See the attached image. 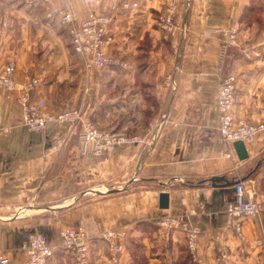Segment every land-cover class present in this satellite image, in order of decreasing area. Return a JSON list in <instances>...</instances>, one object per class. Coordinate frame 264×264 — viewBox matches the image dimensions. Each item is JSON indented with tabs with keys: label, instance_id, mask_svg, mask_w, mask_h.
<instances>
[{
	"label": "crops",
	"instance_id": "0c3cea01",
	"mask_svg": "<svg viewBox=\"0 0 264 264\" xmlns=\"http://www.w3.org/2000/svg\"><path fill=\"white\" fill-rule=\"evenodd\" d=\"M125 1L137 8L123 7ZM175 2V26L165 30L159 15ZM69 7L77 20L88 10L111 9L114 20L108 47L116 63L86 70L75 54L69 31L46 16L47 3L0 0V67L15 59L18 75L44 79L35 96L58 112L80 108L84 118L129 137L100 155L78 141L80 122L52 123L42 131L22 124L16 93L0 92V250L8 264L27 258L24 243L32 230L44 231L57 245L53 264H75L60 246V230L84 225L89 233L124 225L125 249L110 258L100 237L91 255L103 264H162L165 244L155 219L195 209L201 229L199 250L212 257L227 233L224 201L243 180L253 198L264 200V130L245 141L240 159L233 141L219 132L217 86L229 72L238 77L236 119L264 120V0H51ZM233 22L237 43L220 66V51ZM222 28V30H220ZM137 136L136 139L132 137ZM63 142L56 148L57 138ZM169 206L159 205L161 191ZM248 237L264 235V214L246 220ZM173 264L186 253L181 230L167 243ZM247 264H260L257 249L247 247ZM183 261V262H182ZM213 264V262L211 263Z\"/></svg>",
	"mask_w": 264,
	"mask_h": 264
},
{
	"label": "built area",
	"instance_id": "2783aa9c",
	"mask_svg": "<svg viewBox=\"0 0 264 264\" xmlns=\"http://www.w3.org/2000/svg\"><path fill=\"white\" fill-rule=\"evenodd\" d=\"M30 2L41 1L47 3V17L56 19L60 25L69 31L71 44L75 54L81 59L86 70L92 67H107L116 63L115 58L109 53L108 47L114 41L110 32V25L114 20V11L102 9L95 11L89 9L87 16L77 20L74 12L69 7H59L50 4L51 0H26ZM88 3L94 0H86ZM238 1V0H237ZM123 7L137 8L138 2L125 1ZM191 0H185V7L189 8ZM176 3L172 2L159 15V23L165 30L175 26ZM222 30V28H220ZM226 39L220 51V66L228 49L237 43L239 27L233 22L223 29ZM15 59H10L0 67V92L8 95L16 93L15 100L20 107L22 124L29 130L42 131L52 123L67 124L69 132L80 122L77 132L78 141L83 145H91L92 152L100 155L112 150L120 141L129 139L123 132L100 127L91 119L84 118L80 108L52 111L45 98L35 96V90L44 79L38 75L24 73L18 75ZM238 77L234 72L227 73L217 86V107L219 119V132L224 139L234 141L242 139L251 140L258 132L264 130V120L251 122L245 119H236L233 107L237 98ZM8 131V127L0 121V132ZM136 139L137 136L132 137ZM63 142L57 138L52 144L56 148ZM223 209L225 221L229 232L237 239V248H232L227 233L214 236V240L221 244L210 258L199 250L201 229L193 222L191 216L196 210L191 208L186 211L160 215L155 219L158 235L165 244L162 252V264H173V258L167 243L175 230H181L185 239L186 249L190 255L191 264H247V247L257 249L260 254V264H264V235L248 237L245 224L249 218H257L264 214V200L250 196L243 180L234 183V194L231 199L224 201ZM61 243L69 251L75 264H103L91 255V241L100 237L105 241L110 252V258L116 260L118 254L126 247L128 228L124 225H115L103 229L100 233L91 234L84 225H67L60 230ZM27 258L22 264H53L51 259L57 245L50 242L47 234L42 230H32L24 243ZM9 257L0 250V264H8Z\"/></svg>",
	"mask_w": 264,
	"mask_h": 264
},
{
	"label": "water",
	"instance_id": "95a60500",
	"mask_svg": "<svg viewBox=\"0 0 264 264\" xmlns=\"http://www.w3.org/2000/svg\"><path fill=\"white\" fill-rule=\"evenodd\" d=\"M233 145L240 159H244L248 156V151H247L246 143L244 140L236 139L233 141ZM159 205L162 208L169 206V192L168 191L163 190L160 192Z\"/></svg>",
	"mask_w": 264,
	"mask_h": 264
},
{
	"label": "trees",
	"instance_id": "16d2710c",
	"mask_svg": "<svg viewBox=\"0 0 264 264\" xmlns=\"http://www.w3.org/2000/svg\"><path fill=\"white\" fill-rule=\"evenodd\" d=\"M183 261L186 263H188V264H191V262H190V255H189V253H188V251L186 250V253H185V256H184V259H183ZM182 261V262H183ZM181 264V263H180ZM182 264H184V263H182Z\"/></svg>",
	"mask_w": 264,
	"mask_h": 264
}]
</instances>
